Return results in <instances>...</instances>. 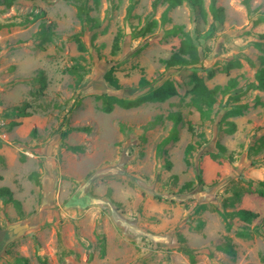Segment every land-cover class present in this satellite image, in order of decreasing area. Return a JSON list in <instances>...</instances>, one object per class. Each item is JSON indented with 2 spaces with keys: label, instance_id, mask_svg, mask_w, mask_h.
I'll return each mask as SVG.
<instances>
[{
  "label": "rangeland",
  "instance_id": "obj_1",
  "mask_svg": "<svg viewBox=\"0 0 264 264\" xmlns=\"http://www.w3.org/2000/svg\"><path fill=\"white\" fill-rule=\"evenodd\" d=\"M76 1L0 4V186L21 204L18 211L0 199V232L22 227L10 240L3 236L0 264H264V198L255 194L264 183V92L249 88L262 56L255 43L264 42V23L255 22L264 0H215L221 23L209 12L211 0H203L199 22L184 3L165 24L166 4L153 7L154 0H87L95 29L81 23ZM42 28L54 33L50 43L40 44ZM184 34L200 63L168 70L162 60ZM235 61L239 68L219 72ZM109 71L119 89L105 81ZM193 73L209 89L237 82L217 92L209 118L191 107ZM141 78L149 85L139 88ZM166 82L176 94L165 102L102 111L103 94L134 99ZM24 103L25 120L8 116ZM244 105L240 116H227ZM235 188L246 190L237 203ZM238 209L259 217L244 223L232 215ZM227 240L232 256L218 250Z\"/></svg>",
  "mask_w": 264,
  "mask_h": 264
},
{
  "label": "trees",
  "instance_id": "obj_2",
  "mask_svg": "<svg viewBox=\"0 0 264 264\" xmlns=\"http://www.w3.org/2000/svg\"><path fill=\"white\" fill-rule=\"evenodd\" d=\"M17 0H0V4L3 5L5 8H10ZM25 1H35V0H25ZM42 1H49V0H42ZM87 0H78L76 1V8H77V14L78 18L80 19L82 24H85L86 26H89L91 29H95L94 20L92 17H90L89 12L90 8L87 6ZM93 3L95 6L99 5V0H93ZM187 4L190 6L194 13L195 20L197 22L199 21H205L206 19V13L203 6V0H154L153 7H156L158 4H166V10L161 16V24H165L168 22L167 13L169 10L176 8L178 6H181L182 4ZM245 4H247V1H245ZM209 12L213 18L214 21L221 23L224 18L223 8L216 6V1L211 0V3L209 5ZM255 23H264V13L256 20ZM157 25V22H151L148 27L152 28ZM181 27H174L173 33L180 32ZM38 35H40L41 42L40 44H46L50 43L52 41V37L54 36L53 32H47L46 28H42ZM81 35H75L74 41L77 44V49L80 52L85 51L84 44L81 41ZM260 39L264 40V34L260 35ZM39 44V48H42V46ZM255 47L258 51L262 53V56L260 57V67L256 71L254 75V83H252L249 88H254L259 91L264 92V42H258L255 43ZM200 63V51L199 48L194 44L193 39L188 35L184 34L183 38L180 41L179 47L171 53V55L165 59L162 60V64L165 66L166 69H181V68H194L196 65ZM240 64L238 62H229L226 66H224L222 69H220L219 72L222 73H228L232 69L239 68ZM41 76V73H40ZM210 77L213 76V73H210ZM105 81L110 85L111 87L115 89H119L120 86L118 84L117 79L112 75L111 71L107 72V74L104 76ZM189 82L191 85L190 94H191V107L196 110L201 118H209V114L213 106L216 104V94L218 91L222 90L223 92H226L229 88H233L237 85V82L235 80H229L228 84L221 88L220 86H216L213 89H209L204 81L201 78H198L195 73L191 74L189 76ZM40 85L41 89H44L46 87V82L44 77H40ZM149 85V82L145 78H141L139 80L138 86L139 88H144ZM175 89L172 86L171 83L166 82L160 87L151 89V91L145 92L142 95H139L138 97L134 99H119L115 98L111 95L103 94L99 98L102 102V111L106 114L110 113L114 106H118L122 109L128 110L137 108L145 103H162L166 100L172 98L175 96ZM238 97L235 96V99ZM30 107L28 103H24L21 106L14 107L10 110V113L8 116H15L16 118H24L28 117L30 115L29 112H27V109ZM246 105L244 106H236L233 107L230 111H228L227 116L236 117L240 116L242 114V110H244ZM171 120L174 122L175 125L180 123L181 116L179 113H174L171 116ZM19 123L13 122L11 124L12 127L18 126ZM228 126V132L233 133L235 131V124L232 122L227 123ZM79 130L88 132V128H80ZM62 136H65V133L62 134ZM74 153H81L82 149L80 147H73L70 149ZM193 150L192 145H188L185 151V155L190 154V152ZM221 151H225V149L221 148ZM170 166V165H169ZM168 166V167H169ZM37 177L36 173H33L30 176V179H35ZM1 180V177H0ZM197 180V187L204 186V182L201 176V173L196 177ZM185 186H190V183L186 184ZM258 189H256L255 194L261 198H264V183L258 182ZM246 192L242 191L240 189L235 188L232 192V201L234 203H237L240 201L242 195ZM248 192V191H247ZM4 198L6 203H10L13 205V207L20 211L21 204L19 201L15 200L13 198L12 192L7 187H1L0 188V199ZM233 206V203H231ZM220 215L223 217L225 221L228 220V217L231 216L229 213L222 212ZM232 215L237 216L242 220L244 223H251L253 220L257 219L259 215L257 213H254L250 210L246 209H238L237 211H234ZM262 223L264 225V218L262 219ZM238 237L242 239L249 238L248 233H238ZM264 240V234L262 235ZM102 241V249L101 253L99 255L100 258L104 256V243ZM218 250L224 252L227 255H234V247L233 245L227 240L226 243H224L222 246L218 247ZM183 251L187 254H189L191 257V251L187 248L183 249ZM24 262H26L23 259ZM261 261L264 262V256L261 258Z\"/></svg>",
  "mask_w": 264,
  "mask_h": 264
},
{
  "label": "water",
  "instance_id": "obj_3",
  "mask_svg": "<svg viewBox=\"0 0 264 264\" xmlns=\"http://www.w3.org/2000/svg\"><path fill=\"white\" fill-rule=\"evenodd\" d=\"M21 231H22V227L12 226L11 231H8V240L13 238V236H15V235H19L21 233ZM3 236H4V232H0V241H2Z\"/></svg>",
  "mask_w": 264,
  "mask_h": 264
},
{
  "label": "crops",
  "instance_id": "obj_4",
  "mask_svg": "<svg viewBox=\"0 0 264 264\" xmlns=\"http://www.w3.org/2000/svg\"><path fill=\"white\" fill-rule=\"evenodd\" d=\"M11 117H14V116H11ZM21 119L25 120V118H21ZM19 124H20V123H19ZM0 181H1V182H0V185H3L2 182H3L4 180H0ZM1 187H6V186H0V188H1ZM7 188H8V187H7ZM9 190H10L11 192H13L11 189H9Z\"/></svg>",
  "mask_w": 264,
  "mask_h": 264
},
{
  "label": "flooded vegetation",
  "instance_id": "obj_5",
  "mask_svg": "<svg viewBox=\"0 0 264 264\" xmlns=\"http://www.w3.org/2000/svg\"><path fill=\"white\" fill-rule=\"evenodd\" d=\"M5 234L8 236V231H7L6 233L4 232V235H5ZM0 244H1V241H0Z\"/></svg>",
  "mask_w": 264,
  "mask_h": 264
}]
</instances>
